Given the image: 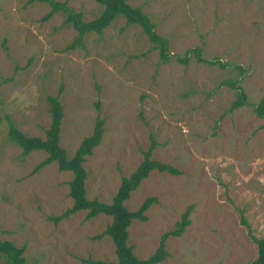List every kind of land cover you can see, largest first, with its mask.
I'll return each instance as SVG.
<instances>
[{
	"label": "rangeland",
	"instance_id": "1",
	"mask_svg": "<svg viewBox=\"0 0 264 264\" xmlns=\"http://www.w3.org/2000/svg\"><path fill=\"white\" fill-rule=\"evenodd\" d=\"M29 1L0 0V241L23 248L24 264L116 261L110 238L101 236L111 218L79 211L54 223L73 205L72 174L54 162L35 172L47 155L23 157L8 138L13 126L44 139L47 99L56 97L63 110L59 146L68 158L103 120L101 142L82 165L89 200L110 204L152 144L151 159L179 172L152 171L124 203L135 212L154 198L146 220L127 229L137 259L150 257L192 206L189 226L168 238L161 264L254 261L252 238L264 239V121L250 107L229 113L235 93L222 83L236 79L239 66L248 103L264 97V0H126L168 40L167 62L121 17L68 48L77 34L64 15L42 22L49 5ZM53 1L84 22L102 11L94 0ZM195 48L231 67L198 63L192 54L186 64L176 61Z\"/></svg>",
	"mask_w": 264,
	"mask_h": 264
},
{
	"label": "trees",
	"instance_id": "2",
	"mask_svg": "<svg viewBox=\"0 0 264 264\" xmlns=\"http://www.w3.org/2000/svg\"><path fill=\"white\" fill-rule=\"evenodd\" d=\"M35 1L47 3L50 7L49 12L41 19L42 22L49 20L54 14L61 12L65 17V24L70 25L76 32L77 36L68 48H74L77 45L81 46L82 39L86 34L95 33L100 35L115 19L121 17L125 20L127 25H135L142 30L157 50L161 62H167L169 60L168 40L156 35L154 32L155 27L150 22L149 18L140 8L129 6L126 0H94L102 7V11L97 18L89 22L82 21V16L79 13H74L65 3H58L53 0H30L29 2L32 3ZM191 54L198 63L209 66L217 65L221 69L231 67V65L220 63L217 60L209 61L203 59L201 57V50L196 48L187 50L183 59L177 58L176 61L181 64H186ZM234 68L239 70L238 77L236 79L226 80L222 83L235 93V100L231 103L228 112L231 113L241 108L250 107L253 114L258 119L264 121V97L255 105L248 103L245 92L240 85V78L243 76L244 72L239 66ZM47 100L51 121L49 128L45 131L44 139L27 137L13 126H10L8 138L10 142L21 149V155L23 157H26L33 151H43L47 155V157L35 167V172L54 162L59 172H70L72 174V179L68 183V187L69 196L73 201V205L61 216L52 218V221L58 223L66 219L69 215L79 211H85L87 213V219L98 215L111 218V224L107 226L101 236L110 238L115 248L116 261L106 263L86 260L84 264H161L164 262L168 256L165 243L170 237L179 238L184 234L186 228L190 224L189 217L192 212V206L187 207L180 220L175 224L174 230L161 236L155 252L146 260H139L133 254L132 248L128 246L127 229L134 220L140 222L146 220L145 213L153 204L154 198H147L135 212L127 210L124 203L152 171L168 173L172 176L178 175L179 172L168 165L161 164L151 159L154 145L152 144L144 153V159L137 169L129 177L121 179L120 186L110 204H103L97 200H89L86 197L84 189L87 173L82 165L85 162V158L91 156L93 149L101 142L104 132L103 120L100 118L96 119L92 134L84 138L73 156L68 158L66 152L59 146L60 127L63 118L62 106L56 97H49ZM262 127L264 128V124ZM101 236L97 238H101ZM252 241L257 246V257L249 264H264V239L252 238ZM23 252V248H18L11 242L0 241V258L3 259V264H24Z\"/></svg>",
	"mask_w": 264,
	"mask_h": 264
}]
</instances>
